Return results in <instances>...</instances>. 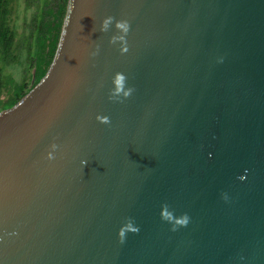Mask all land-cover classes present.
Listing matches in <instances>:
<instances>
[{
	"label": "water",
	"instance_id": "water-1",
	"mask_svg": "<svg viewBox=\"0 0 264 264\" xmlns=\"http://www.w3.org/2000/svg\"><path fill=\"white\" fill-rule=\"evenodd\" d=\"M0 264H264V0H67L0 111Z\"/></svg>",
	"mask_w": 264,
	"mask_h": 264
},
{
	"label": "trees",
	"instance_id": "trees-1",
	"mask_svg": "<svg viewBox=\"0 0 264 264\" xmlns=\"http://www.w3.org/2000/svg\"><path fill=\"white\" fill-rule=\"evenodd\" d=\"M19 0H0V111L11 107L46 72L59 35L67 0H20L31 9L26 35L16 40L10 25L12 5ZM21 66L20 79L6 73Z\"/></svg>",
	"mask_w": 264,
	"mask_h": 264
},
{
	"label": "clouds",
	"instance_id": "clouds-1",
	"mask_svg": "<svg viewBox=\"0 0 264 264\" xmlns=\"http://www.w3.org/2000/svg\"><path fill=\"white\" fill-rule=\"evenodd\" d=\"M115 23V28L121 32V35H113L110 39V43L115 44L117 41L126 43V36L130 31V23L128 20H116L115 17L108 16L103 20L101 31L107 32L109 30V26L111 24ZM127 48H121V52H126ZM93 55H98V51L96 53H93ZM114 85V90H112L109 94V99L113 100L116 97L122 96L123 99L118 100L116 102L122 103L123 100L128 99L132 93L134 92L133 88H127L125 89V83H126V77L121 74L117 73L112 81ZM97 121L100 124L109 125L111 123L109 117L107 116H97ZM58 145L53 143L50 145V150L47 153L46 159L49 161H52L55 159L54 153L57 151ZM241 180L244 179V177H240ZM161 219L173 222L174 215L171 211L168 209V205H162V211H161ZM190 222V217L187 214L182 215L180 218L174 220V226L171 229L172 231H176L177 227H186ZM140 231L139 227L133 226V221L128 218L127 222L121 226V228L118 231V238L119 242L123 244L126 240V233H132V234H138Z\"/></svg>",
	"mask_w": 264,
	"mask_h": 264
},
{
	"label": "rangeland",
	"instance_id": "rangeland-1",
	"mask_svg": "<svg viewBox=\"0 0 264 264\" xmlns=\"http://www.w3.org/2000/svg\"><path fill=\"white\" fill-rule=\"evenodd\" d=\"M22 1L13 3L10 14V25L14 28L16 33V40L21 38V35H26L28 31V22L31 17V9H25ZM21 66H13L6 70V73L12 75L16 80L20 79Z\"/></svg>",
	"mask_w": 264,
	"mask_h": 264
}]
</instances>
